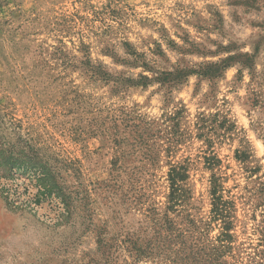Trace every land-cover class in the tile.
Instances as JSON below:
<instances>
[{"label": "rangeland", "instance_id": "rangeland-1", "mask_svg": "<svg viewBox=\"0 0 264 264\" xmlns=\"http://www.w3.org/2000/svg\"><path fill=\"white\" fill-rule=\"evenodd\" d=\"M177 164L173 233L214 242L220 177L223 262L264 264V0H0V264H176L133 250Z\"/></svg>", "mask_w": 264, "mask_h": 264}, {"label": "trees", "instance_id": "trees-1", "mask_svg": "<svg viewBox=\"0 0 264 264\" xmlns=\"http://www.w3.org/2000/svg\"><path fill=\"white\" fill-rule=\"evenodd\" d=\"M222 66H227L226 61L212 68L218 72V69ZM171 75L172 73H167L165 77ZM218 163L219 161L215 157L207 160V164L211 169ZM167 179L169 183L168 202L165 215L161 219L163 225L158 227L163 232L162 237H160L159 241L157 240L159 242L158 247L153 245H147L144 249L138 247L135 251L133 250L134 255L137 258L142 257L146 255L145 250L148 248L150 253L153 250L165 252V254L168 253L171 262L176 264H226L223 262L224 255L230 252L234 241V234L232 232L235 221V205L232 200L224 198L220 177L211 176L209 222L201 224L205 229H210L213 225L218 227L219 233L214 242L205 241L203 232L198 231L197 226L190 220L186 232H181L180 234L173 233L172 222L169 221L167 214L176 213L177 208L183 207L189 199L188 189L185 188V183L188 179L187 167L181 164L171 166L167 173ZM189 228L194 230L196 237L190 232ZM188 231L189 233H187ZM177 240H179L178 246L174 244ZM260 244L262 245H258V248L264 246V239L260 241ZM256 255L260 257L258 261H264V250H256ZM254 263L260 264V262L256 261Z\"/></svg>", "mask_w": 264, "mask_h": 264}]
</instances>
